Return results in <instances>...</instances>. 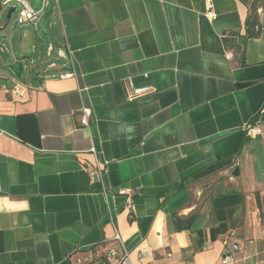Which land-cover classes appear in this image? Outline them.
Returning <instances> with one entry per match:
<instances>
[{"label":"crops","instance_id":"1","mask_svg":"<svg viewBox=\"0 0 264 264\" xmlns=\"http://www.w3.org/2000/svg\"><path fill=\"white\" fill-rule=\"evenodd\" d=\"M206 1L49 0L72 76L0 66V264H77L118 249L113 228L132 264H264V0H210L214 20Z\"/></svg>","mask_w":264,"mask_h":264},{"label":"built area","instance_id":"2","mask_svg":"<svg viewBox=\"0 0 264 264\" xmlns=\"http://www.w3.org/2000/svg\"><path fill=\"white\" fill-rule=\"evenodd\" d=\"M12 5V8H14V12H16V18H15V24L18 26H33L34 30L40 34V31L38 29V24L41 19V15L44 12V10L49 9V0H40V6L38 9H36L34 6H32L27 0H0V10L8 5ZM257 15L262 14V8L258 7L256 9ZM205 16L208 17L210 20L215 19V14L212 11V5L211 1L207 0L205 3ZM43 44V41H42ZM38 60L35 61L31 58L22 57L17 60V62H20L24 66V71L27 73L28 65L31 66L32 71H35V65L40 64L44 66V70L49 69H55L59 67L61 69V72L56 75L59 79H67L72 76V73L66 69L69 57L65 51V49L60 46L57 42L55 44L49 43L47 46L43 44L42 49L38 50ZM37 73V72H36ZM39 76V72H38ZM12 85H10L11 87ZM11 90L21 95L24 92L23 85L20 83L15 82L13 86L11 87ZM146 90H135L133 92L134 96L141 95ZM91 117V111L88 108H83L81 110L80 114V125L83 127L88 126L89 118ZM245 135L251 139L256 138L257 135L260 134V131L258 130L257 126L255 124H248L244 127ZM89 153L94 158L93 164L83 163L84 170L87 172V174L90 177H99L101 178L106 170L105 164L100 163L96 159V151L94 148H90ZM118 195H121L124 197V203L125 207L129 208L131 207L132 202V195L128 190L125 189H119L117 191ZM114 234L112 237V242L116 244L118 249L116 248H110V249H104L101 256H90L88 258L79 259L77 261V264H92L96 262H105L107 264H132V261L129 257V254L124 251L123 249V243L120 239V236L116 230V228H113ZM99 247L97 246L95 249H92L90 251L98 250ZM223 263L228 264L232 262V257L230 255H226L223 257Z\"/></svg>","mask_w":264,"mask_h":264},{"label":"rangeland","instance_id":"3","mask_svg":"<svg viewBox=\"0 0 264 264\" xmlns=\"http://www.w3.org/2000/svg\"><path fill=\"white\" fill-rule=\"evenodd\" d=\"M31 5L33 0H27ZM33 6V5H32ZM12 7V5H8L0 10V25L7 23V26L4 31L0 33V59L6 60V59H13L14 57H17L18 55H24L28 56L27 58L35 59L39 54V51L37 50V54L35 56H29V54L26 51V48H24V45L28 40L32 44H36L38 33L31 29L27 33V38L24 39V42L20 40V36L18 33L17 28L15 27V18H16V12H13L11 15V19L6 22V15L9 9ZM50 10L46 9L41 15L42 17H45ZM53 19L51 17H48L45 20L44 28L47 30L48 34L42 39L43 44L47 46L49 43L55 44L56 38L54 37V29L52 28ZM5 54H8V58H5ZM31 69V66L28 65V71L27 73H23L20 79V82H33L31 75L29 74V71Z\"/></svg>","mask_w":264,"mask_h":264},{"label":"water","instance_id":"4","mask_svg":"<svg viewBox=\"0 0 264 264\" xmlns=\"http://www.w3.org/2000/svg\"><path fill=\"white\" fill-rule=\"evenodd\" d=\"M32 5L36 9H38L40 6V0H33ZM13 12H14V8L11 7L9 11L7 12L6 22L11 19V15ZM45 20L46 18L42 17L38 24V29L40 31V35L37 40L39 50H41L43 46L42 39L48 34L47 30L44 28ZM6 26H7V23H5L3 27L0 28V33L5 30ZM5 58H8V54H5ZM0 66H1V69H3V71L10 72L16 78V81L18 82H20L22 74L25 73L23 64L20 62H17L14 58L6 59V60L0 59ZM29 74L31 75L33 82L40 83L42 81V79L39 78L38 73L30 70Z\"/></svg>","mask_w":264,"mask_h":264},{"label":"trees","instance_id":"5","mask_svg":"<svg viewBox=\"0 0 264 264\" xmlns=\"http://www.w3.org/2000/svg\"><path fill=\"white\" fill-rule=\"evenodd\" d=\"M260 29V23L258 21V15L256 13L255 5L252 6L248 16L245 20V36L246 38H252L257 36L258 31ZM223 45L225 49H239V45L235 42L234 39H232L230 36L224 35L222 38ZM257 206L260 210V216L263 219L264 218V209L261 208V202L259 198H256Z\"/></svg>","mask_w":264,"mask_h":264}]
</instances>
